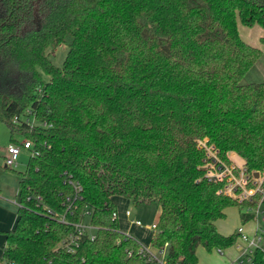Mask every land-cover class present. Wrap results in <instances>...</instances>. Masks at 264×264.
<instances>
[{
    "label": "trees",
    "instance_id": "obj_1",
    "mask_svg": "<svg viewBox=\"0 0 264 264\" xmlns=\"http://www.w3.org/2000/svg\"><path fill=\"white\" fill-rule=\"evenodd\" d=\"M238 21L264 28V0H0V119L35 144L0 264H142L116 195L159 204L152 243H168L171 262L235 244L217 221L234 205L249 215L206 177L203 143L264 170V82H241L264 51ZM27 108L42 125L13 124ZM69 178L81 188L72 213ZM85 211L96 237L67 251Z\"/></svg>",
    "mask_w": 264,
    "mask_h": 264
},
{
    "label": "built area",
    "instance_id": "obj_2",
    "mask_svg": "<svg viewBox=\"0 0 264 264\" xmlns=\"http://www.w3.org/2000/svg\"><path fill=\"white\" fill-rule=\"evenodd\" d=\"M12 122L15 125L26 124L25 126L30 129L43 124L37 121L35 114L29 108L22 114L14 116ZM34 146L33 140L29 138L21 143L8 144L5 165L16 167L21 149L26 148L32 151ZM203 147L209 155V162L205 166L207 169L206 177L211 182L219 183L221 186L219 192L242 204L245 208L244 213L247 216L249 215V219L245 222V224H249V227L242 224L234 232L237 234V239L230 248H237L238 252L227 264H257L255 257L258 252L264 258V170L249 171L245 162L237 161L232 152L223 155L208 141L203 143ZM68 183L73 184L75 187L74 194L68 195L66 198V212L70 211L72 213L76 207L74 204L76 199L81 198L79 194L81 188L71 178H69ZM126 214L130 216L132 213L130 210H126ZM66 218V213H63L59 217V221L67 223ZM89 218V211H85L84 216L73 223L74 230L62 241L63 248L70 252L75 251L80 238L85 233L89 232L92 239L96 237L97 227L90 222ZM131 222L133 225L141 226L138 219H132ZM156 224L157 222L151 226L154 235L157 230ZM125 236L133 237L130 233H125ZM167 250L168 243L163 246H154L153 243L152 246H145L140 242L138 253L143 260L142 264H179L168 259ZM215 250L221 255L226 252V249L222 248H215ZM128 255L131 256L132 251H129Z\"/></svg>",
    "mask_w": 264,
    "mask_h": 264
},
{
    "label": "rangeland",
    "instance_id": "obj_3",
    "mask_svg": "<svg viewBox=\"0 0 264 264\" xmlns=\"http://www.w3.org/2000/svg\"><path fill=\"white\" fill-rule=\"evenodd\" d=\"M239 31L241 37L253 46L259 47L264 51V45L260 39L264 36V28L260 25L252 27L243 25L238 21ZM68 48L58 46L51 53L52 62L62 67ZM45 78H47L45 76ZM242 83L251 82H264V53L255 65L247 72L241 81ZM26 135L21 130L11 131L10 126L5 121L0 119V192L4 199L0 204V230H9L8 227L13 218L15 219L18 205L20 203L19 196V181L20 176L18 171H24L30 161L32 151L30 149L22 148L18 158L16 167L7 168L5 166V157L7 155V146L10 143H21L26 140ZM15 139V141H14ZM116 204H118V221L120 230L124 233H132L141 244L145 246H152V239L154 232L152 224L158 221L160 215V206L158 203L153 202L149 204L135 205L131 199L116 195L114 196ZM126 210L131 211V215L126 214ZM245 211V208H242ZM138 219L141 226L133 225L131 220ZM16 221V219H15ZM245 224L240 218V208L236 205L227 208L226 217L217 221L219 231L222 233H234L238 227ZM249 227V224H245ZM3 231V230H1ZM6 240L5 233H0V254L2 253ZM229 251L237 253V248L226 250V255H221L215 249L212 251L207 250L204 246L197 248L198 264H225L229 255Z\"/></svg>",
    "mask_w": 264,
    "mask_h": 264
},
{
    "label": "crops",
    "instance_id": "obj_4",
    "mask_svg": "<svg viewBox=\"0 0 264 264\" xmlns=\"http://www.w3.org/2000/svg\"><path fill=\"white\" fill-rule=\"evenodd\" d=\"M232 154L234 155V158L237 159V161L242 162V163L244 162V159L242 157H240L238 154H236L235 152H232ZM3 199H4V197H3ZM117 207H118V204H117ZM117 218H118V208H117ZM15 219H16V217H15ZM15 219L13 218L12 223L8 227H13L15 225ZM1 230L4 231V229H1ZM223 234L229 235L231 233H228V234L223 233ZM230 249H232V248H227L226 250H230ZM225 255H226V252H225ZM234 256H235V253L229 251V255H228V258H227V261L225 264H227L229 262V260H231Z\"/></svg>",
    "mask_w": 264,
    "mask_h": 264
},
{
    "label": "water",
    "instance_id": "obj_5",
    "mask_svg": "<svg viewBox=\"0 0 264 264\" xmlns=\"http://www.w3.org/2000/svg\"><path fill=\"white\" fill-rule=\"evenodd\" d=\"M6 166V165H5Z\"/></svg>",
    "mask_w": 264,
    "mask_h": 264
}]
</instances>
